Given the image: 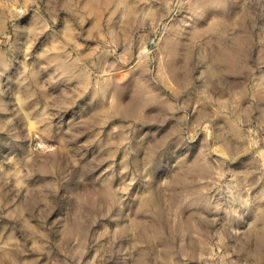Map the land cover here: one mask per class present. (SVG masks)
Instances as JSON below:
<instances>
[{"label": "rangeland", "instance_id": "1", "mask_svg": "<svg viewBox=\"0 0 264 264\" xmlns=\"http://www.w3.org/2000/svg\"><path fill=\"white\" fill-rule=\"evenodd\" d=\"M0 264H264V0H0Z\"/></svg>", "mask_w": 264, "mask_h": 264}, {"label": "bare ground", "instance_id": "2", "mask_svg": "<svg viewBox=\"0 0 264 264\" xmlns=\"http://www.w3.org/2000/svg\"><path fill=\"white\" fill-rule=\"evenodd\" d=\"M222 14V13H221Z\"/></svg>", "mask_w": 264, "mask_h": 264}]
</instances>
